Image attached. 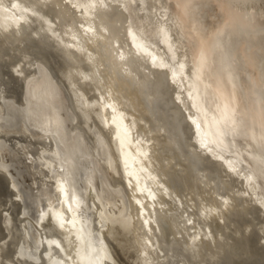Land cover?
<instances>
[{
	"label": "bare ground",
	"instance_id": "6f19581e",
	"mask_svg": "<svg viewBox=\"0 0 264 264\" xmlns=\"http://www.w3.org/2000/svg\"><path fill=\"white\" fill-rule=\"evenodd\" d=\"M262 136L264 0H0V264H264Z\"/></svg>",
	"mask_w": 264,
	"mask_h": 264
},
{
	"label": "snow or ice",
	"instance_id": "6c2138e0",
	"mask_svg": "<svg viewBox=\"0 0 264 264\" xmlns=\"http://www.w3.org/2000/svg\"><path fill=\"white\" fill-rule=\"evenodd\" d=\"M165 37H167V34L165 33ZM207 63V57L206 55L204 54H201V57H200V60H199V64H200V67L196 68L194 70V75H195V78L197 80L200 79V74L202 73L203 71V66ZM180 69L182 70L184 65L183 64H180L179 65ZM189 95L191 96V93H189ZM227 107V106H225ZM223 119V116H221L220 119H217L216 117H213L212 118V123L216 124L217 126L221 123V120ZM217 132H219V134L223 135V132L219 129V127H217ZM262 140H264V136L261 137Z\"/></svg>",
	"mask_w": 264,
	"mask_h": 264
}]
</instances>
